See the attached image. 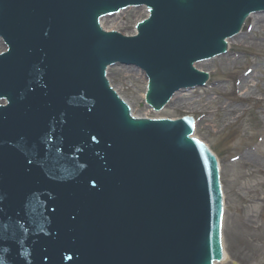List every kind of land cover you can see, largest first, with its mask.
<instances>
[{
	"label": "water",
	"instance_id": "water-1",
	"mask_svg": "<svg viewBox=\"0 0 264 264\" xmlns=\"http://www.w3.org/2000/svg\"><path fill=\"white\" fill-rule=\"evenodd\" d=\"M128 5L148 7L137 35L100 28L101 15ZM263 8L264 0H0V264L219 260L213 156L189 137L188 119L130 117L104 71L115 61L142 68L146 101L160 109L179 87L203 84L193 63L225 52V39ZM145 16L132 7L100 23L133 34ZM236 72L207 82L236 84ZM239 133L235 124L209 133L212 150L233 159Z\"/></svg>",
	"mask_w": 264,
	"mask_h": 264
},
{
	"label": "rangeland",
	"instance_id": "rangeland-1",
	"mask_svg": "<svg viewBox=\"0 0 264 264\" xmlns=\"http://www.w3.org/2000/svg\"><path fill=\"white\" fill-rule=\"evenodd\" d=\"M244 22V30L233 37L232 46H236L239 36L244 33L251 18ZM257 44L242 43L243 48L257 50V55L227 52L223 55L206 60L199 65L203 70L211 72V77H217L222 71L236 66L243 71H253V84L257 83L249 99H236L245 96L246 89L236 88L230 78H223L216 84L206 82L205 89L197 87L191 90L176 92L165 107L157 112L144 103L145 75L135 66L113 65L108 67L106 76L110 84L130 105L135 115H168L180 117L181 114H191L195 120L196 136L210 145L209 133H218L226 124L239 127V137L229 143L231 155H217L220 166L221 188L223 192L224 209L221 222L222 245L226 260L217 264H264V101L259 98L264 95V30L257 33ZM4 44L0 39V51ZM236 58V60H234ZM235 62V63H234ZM237 73L236 84L237 85ZM183 95L191 98L190 103L174 102L175 96ZM222 106H235V114L227 115L224 111L215 113L216 103ZM234 101H231L232 99Z\"/></svg>",
	"mask_w": 264,
	"mask_h": 264
},
{
	"label": "bare ground",
	"instance_id": "bare-ground-1",
	"mask_svg": "<svg viewBox=\"0 0 264 264\" xmlns=\"http://www.w3.org/2000/svg\"><path fill=\"white\" fill-rule=\"evenodd\" d=\"M251 17V22H250V25L248 27V29L242 33L236 44H242V43H251V44H254L256 45L257 44V41L260 39L259 38V35L257 33L261 32L264 30V13H257V14H254L252 13L250 15ZM233 38H229L227 39V43L229 46H232L233 44V41H232ZM236 60V58L234 59ZM204 63H206L205 61H201V62H198V63H195L194 65L196 66V68L198 69H202L199 65H203ZM235 63V62H234ZM263 64H264V61H263ZM237 73V76H238V79H237V85L233 84L231 86V92H234L236 88L242 90V89H246V92H245V96H240V97H237L236 99H240L239 101H241V99H249L251 96H252V92H253V89L256 88L257 89V83L253 84V81L252 79L254 78L253 77V71L252 70H246V68L241 71V72H236ZM144 81H146V77L144 78ZM264 92V91H263ZM260 102L264 101V95L262 98H259ZM235 99L233 98L231 101H234ZM174 102H177V101H182V103H190L189 101H191V98H189V96H183V95H179L178 96H175L174 99H173ZM210 102H215V100L213 98H210L209 99ZM219 100L217 99V101L215 102L216 103V109H215V113H218L219 111H224L227 115H232V114H235L236 111L238 110L237 107L233 106H222L221 104L218 103ZM194 135H196V132H194ZM261 154H264L262 151H261ZM226 260V253H224V256H223V259H222V263Z\"/></svg>",
	"mask_w": 264,
	"mask_h": 264
}]
</instances>
